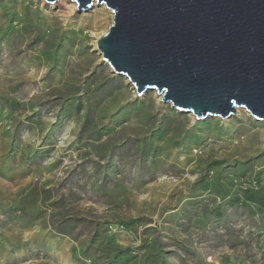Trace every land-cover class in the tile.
Instances as JSON below:
<instances>
[{
	"label": "rangeland",
	"instance_id": "1",
	"mask_svg": "<svg viewBox=\"0 0 264 264\" xmlns=\"http://www.w3.org/2000/svg\"><path fill=\"white\" fill-rule=\"evenodd\" d=\"M112 22L0 0V264H264V121L138 97Z\"/></svg>",
	"mask_w": 264,
	"mask_h": 264
},
{
	"label": "water",
	"instance_id": "2",
	"mask_svg": "<svg viewBox=\"0 0 264 264\" xmlns=\"http://www.w3.org/2000/svg\"><path fill=\"white\" fill-rule=\"evenodd\" d=\"M69 1L112 12L97 50L138 97L154 91L196 121L238 108L264 121V0Z\"/></svg>",
	"mask_w": 264,
	"mask_h": 264
},
{
	"label": "bare ground",
	"instance_id": "3",
	"mask_svg": "<svg viewBox=\"0 0 264 264\" xmlns=\"http://www.w3.org/2000/svg\"><path fill=\"white\" fill-rule=\"evenodd\" d=\"M75 9H76V6L73 4V6L72 7H70V11L71 12H74L75 11ZM106 33V32H105ZM104 35V34H103ZM160 97V96H159ZM192 117H193V115H191Z\"/></svg>",
	"mask_w": 264,
	"mask_h": 264
}]
</instances>
